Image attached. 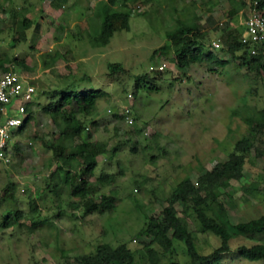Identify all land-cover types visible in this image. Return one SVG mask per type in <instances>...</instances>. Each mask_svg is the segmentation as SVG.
I'll return each instance as SVG.
<instances>
[{
	"label": "rangeland",
	"instance_id": "rangeland-1",
	"mask_svg": "<svg viewBox=\"0 0 264 264\" xmlns=\"http://www.w3.org/2000/svg\"><path fill=\"white\" fill-rule=\"evenodd\" d=\"M241 1L0 0V56L22 59L26 66L18 71L35 87L32 117L11 137L9 161L0 162V264H66L103 242L124 244L132 255L125 264H189L182 240L164 249L144 233L150 216L172 206L187 221L198 253L219 245L220 237L201 227L192 201L175 196L184 177L198 186L197 195L206 194L204 213L230 233L229 250L216 264H264L238 253L242 245L264 244V232L241 234L231 226L264 214L263 159L251 146L254 131L247 122L264 108V70L242 63L224 40L225 28L240 19ZM110 10L125 19L114 21L121 26L102 44L95 37ZM23 18L30 21L25 38L14 41ZM179 25H192L203 49L225 63L177 67L179 44L166 32ZM211 41L219 46L212 49ZM160 62L165 67L158 72ZM109 63L121 67L111 73ZM89 87L104 93L91 114L77 115L81 131L60 134L41 109L48 91ZM241 137L249 144L241 176L217 183L213 193L200 187V176L226 162ZM90 142L103 149L87 171L81 148ZM56 143L60 159L51 149ZM81 179L84 198L77 190ZM100 195L112 196L111 207L87 210L85 199ZM8 212L17 218L2 227ZM148 241L150 251L143 245Z\"/></svg>",
	"mask_w": 264,
	"mask_h": 264
},
{
	"label": "trees",
	"instance_id": "trees-1",
	"mask_svg": "<svg viewBox=\"0 0 264 264\" xmlns=\"http://www.w3.org/2000/svg\"><path fill=\"white\" fill-rule=\"evenodd\" d=\"M108 1L113 2V0ZM259 2L263 4L264 0H259ZM242 5L243 1H241L238 7ZM124 19L125 14L123 13L112 10L105 11L99 23V31L95 39L97 40L101 37V43L105 44L111 32L118 29V27L121 26L120 23L123 22ZM114 21L120 23L115 26ZM28 22L30 21L27 18H23L21 24H19V30L16 31V37H13L14 41L16 39L25 38L23 30L28 27ZM225 29L226 35L224 36V40L227 42V49L232 54L238 51L236 57L239 58L242 63L251 64L252 66L264 70V56L260 53L249 54L246 46H243L238 40L239 30L236 27L227 26ZM192 30V25H179L166 32L167 37L173 44H179V47L175 50L177 53L175 58L176 66L180 68L188 63L201 61H206L209 65H223L225 61L220 60L210 50L203 49L202 43L198 41L196 34L191 33ZM90 43L92 44V41H90ZM11 45H13V43H11ZM8 64H15L18 66L17 70H21L26 66L23 60L18 59L16 56H12L11 58L0 56V68H6L4 66ZM107 66L111 73L119 70L121 67L118 63H109ZM135 79H138V76L135 77ZM103 93L102 89L92 87L82 89L53 88L48 91L49 100L45 104H42L41 109L51 117L60 134H78L82 129V123L80 122L81 119L79 120L77 118V115L91 114L97 97ZM26 110L27 113L19 129L32 117L28 106ZM247 122L254 131L251 146L255 153L263 159L264 167V108L259 110L254 116L249 117ZM248 147V139L246 137L239 138L234 144L233 150L229 154L226 162L214 165L209 171L200 176L202 179L200 187H205L208 189L209 193H213L212 187L217 183L225 184L226 182H224V179H238L241 176L244 153L248 150ZM51 149L54 158L60 159L62 155L61 146L57 143L51 144ZM102 149V146L95 145L91 142L83 145L81 148V155L85 157V170L91 171L95 164L94 156ZM57 168L59 169L60 166H56V169ZM80 182L77 190L79 197L84 198L85 190L82 188L84 181L81 179ZM197 192L198 186H193L189 178L184 177L177 184L175 196L183 201L191 200L201 227L220 237L221 241L219 245L211 252L200 254L195 250L191 234L187 230V221L183 216L177 215L172 206L164 207L161 216H150L144 233L146 236L150 237L151 241L157 242L164 249H168L171 246L172 239L182 240L187 247L189 264H216L221 260L223 254L229 250L227 240L230 237V233L225 229L222 223L217 222V220L204 213L201 203L205 200L206 194L199 196ZM111 201V195H100L98 201L86 198L84 205L87 210L100 208L109 209L111 207ZM75 205H78V203H73V206ZM17 215V212H14V214H10L9 212L6 213L2 220V227H8L12 224L13 219H16ZM231 226L235 232L241 234L264 232V214L245 221L236 222ZM143 245L150 251L149 241L144 242ZM238 253L248 260H264V244L254 243L248 246L242 245L239 247ZM131 261L132 255L124 244L111 247L108 243L103 242L95 246L93 253L87 255L78 254L74 257L73 262L66 261V264H108L111 262L125 264L131 263ZM152 264H154V262H152ZM168 264H179V262L173 260Z\"/></svg>",
	"mask_w": 264,
	"mask_h": 264
},
{
	"label": "built area",
	"instance_id": "built-area-1",
	"mask_svg": "<svg viewBox=\"0 0 264 264\" xmlns=\"http://www.w3.org/2000/svg\"><path fill=\"white\" fill-rule=\"evenodd\" d=\"M245 7L246 12L242 15V9ZM239 17L238 22L232 25L239 30V42L246 46L249 54L260 53L264 56V3L260 4L259 0H243ZM218 46V42L211 41L212 49ZM163 66L164 64L161 63L155 69L161 70ZM4 67L6 68H0V161L7 162L9 129L21 122L19 114L24 111L22 102L30 99L33 86L27 83L13 66ZM23 81H25L24 85ZM128 110L124 107L122 114L124 115Z\"/></svg>",
	"mask_w": 264,
	"mask_h": 264
},
{
	"label": "clouds",
	"instance_id": "clouds-1",
	"mask_svg": "<svg viewBox=\"0 0 264 264\" xmlns=\"http://www.w3.org/2000/svg\"><path fill=\"white\" fill-rule=\"evenodd\" d=\"M161 63H163L164 64V62H160V64ZM8 65H10V64H8ZM157 65H159V63L157 64ZM157 65L156 66H154V69L157 67ZM11 66H13V64H11ZM153 67V66H152ZM165 67V64H164V66H163V68ZM13 68L18 72V74H20L19 73V71L17 70V68L16 67H14L13 66ZM151 68V67H150ZM163 68L161 69V70H157L158 72H160V71H162L163 70ZM21 76H22V74H20ZM23 77V76H22ZM25 80H27V83H29V84H31L32 86H33V91H32V93H31V96H30V99H28V100H24L22 103H23V105H24V111L22 112V113H20L19 114V117L21 118V122L17 125V126H13V127H11L10 129H9V135H8V139H7V142H8V145H7V149L9 148V159H10V155H11V153L12 152H14V148H15V145L14 144H12L11 143V137L14 135V134H17L19 131H21V129H23L24 128V126L26 125H24V126H22L20 129H19V126L23 123V119H24V117H25V115H26V113H27V110H26V107L28 106L29 107V104H32V101H33V94H34V91H35V87H34V85H33V83L30 81V80H28L27 78H24ZM129 95L130 94H127V97H129ZM34 101H35V98H34ZM124 107H127L128 109H129V105H125V106H123V108ZM122 108V109H123ZM30 110V109H29ZM31 111V110H30ZM32 114V113H31ZM112 114H116V115H120V111H119V113H117V112H112ZM121 114H122V111H121ZM22 115V116H21ZM29 121V120H28ZM27 123V122H26ZM9 161V160H8ZM7 161V162H8ZM1 163H4V164H6L7 162H3V161H0Z\"/></svg>",
	"mask_w": 264,
	"mask_h": 264
}]
</instances>
